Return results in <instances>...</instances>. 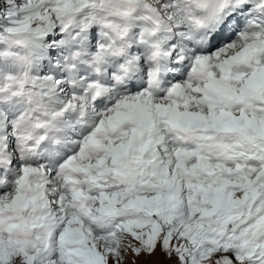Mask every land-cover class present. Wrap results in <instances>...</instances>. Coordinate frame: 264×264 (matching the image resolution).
Instances as JSON below:
<instances>
[{"label":"snow or ice","instance_id":"6c2138e0","mask_svg":"<svg viewBox=\"0 0 264 264\" xmlns=\"http://www.w3.org/2000/svg\"><path fill=\"white\" fill-rule=\"evenodd\" d=\"M0 264H264V0H0Z\"/></svg>","mask_w":264,"mask_h":264},{"label":"rangeland","instance_id":"374dc122","mask_svg":"<svg viewBox=\"0 0 264 264\" xmlns=\"http://www.w3.org/2000/svg\"><path fill=\"white\" fill-rule=\"evenodd\" d=\"M131 258V257H130Z\"/></svg>","mask_w":264,"mask_h":264}]
</instances>
